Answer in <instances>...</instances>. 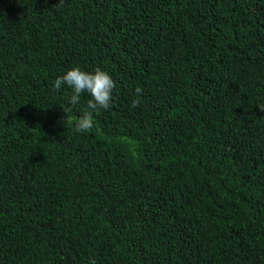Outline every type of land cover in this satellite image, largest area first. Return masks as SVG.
<instances>
[{"label": "trees", "instance_id": "1", "mask_svg": "<svg viewBox=\"0 0 264 264\" xmlns=\"http://www.w3.org/2000/svg\"><path fill=\"white\" fill-rule=\"evenodd\" d=\"M58 4L0 0V264H264V0Z\"/></svg>", "mask_w": 264, "mask_h": 264}, {"label": "clouds", "instance_id": "2", "mask_svg": "<svg viewBox=\"0 0 264 264\" xmlns=\"http://www.w3.org/2000/svg\"><path fill=\"white\" fill-rule=\"evenodd\" d=\"M62 2L63 0H59V4ZM65 85L71 89L69 100L72 105L79 103L83 93L90 94L91 98L87 101L82 114L75 118L74 127L77 133L90 132L94 127V116L91 110L108 109L110 107L113 89L116 86L114 80L106 70L100 67H96L94 71L89 72L79 66H73L55 79L53 88L55 91H60ZM141 92L142 89L138 87L136 89L137 95ZM139 103V100H133L132 107H138Z\"/></svg>", "mask_w": 264, "mask_h": 264}]
</instances>
